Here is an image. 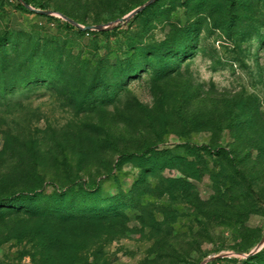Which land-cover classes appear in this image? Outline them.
Wrapping results in <instances>:
<instances>
[{"label":"rangeland","instance_id":"rangeland-1","mask_svg":"<svg viewBox=\"0 0 264 264\" xmlns=\"http://www.w3.org/2000/svg\"><path fill=\"white\" fill-rule=\"evenodd\" d=\"M27 1L0 0V35L50 41L77 74L0 94V197L84 183L137 198L45 263L264 264V0H155L132 17L150 0ZM143 53L165 64L83 101L97 70L107 83ZM148 146L151 163L120 162ZM36 228L0 219V264H41Z\"/></svg>","mask_w":264,"mask_h":264},{"label":"trees","instance_id":"trees-1","mask_svg":"<svg viewBox=\"0 0 264 264\" xmlns=\"http://www.w3.org/2000/svg\"><path fill=\"white\" fill-rule=\"evenodd\" d=\"M23 2L28 5L27 0ZM65 26L71 28L68 23H65ZM78 32L84 33L80 30ZM21 36L0 35V94L12 95L37 85L51 87L52 84L66 82L77 74L75 70L66 69L67 59L58 56V50L53 43ZM166 44L157 45L159 47L156 49L157 53L167 49ZM140 56V61L135 59L117 61L111 66L115 69L114 76L107 83L104 81L106 72L97 70L91 84L85 90L83 101L90 102L94 99V92L99 90L102 92L100 100L108 99L110 90L115 86L122 88L130 78L140 76L141 72L150 70L156 72L160 63L165 64L163 63L165 59L155 53L148 56L143 53ZM152 56H155L156 63L150 60ZM119 67L120 70H117ZM199 150L217 155L223 153L220 149H211L207 146H201ZM157 152L160 151H157L156 147L148 146L137 154H123L119 160L121 162L135 159L136 162L151 163L152 157L160 154ZM175 158L169 156L168 160ZM136 200L133 194L127 198L103 197L99 187L90 188L83 183L65 190H55L49 196L43 195L42 191H31L0 197V219L21 215L36 220L34 239L36 252L40 250L41 264H46L50 258L49 254L54 252H63L65 256L70 252L77 257L80 253L78 246L81 239L92 238L89 231H93L96 226H104L111 218L119 217L123 214L124 208L133 202L136 203ZM74 227H78L79 231L75 232L76 236L72 239L71 230H74ZM52 247L56 248L55 251L51 249ZM261 252L264 253V248ZM75 257L67 258L74 262Z\"/></svg>","mask_w":264,"mask_h":264},{"label":"water","instance_id":"water-1","mask_svg":"<svg viewBox=\"0 0 264 264\" xmlns=\"http://www.w3.org/2000/svg\"><path fill=\"white\" fill-rule=\"evenodd\" d=\"M155 0H150V1H148L145 5H143L142 7H140V8H138V9H136V10H134V11H132L129 15H128V17H132V16H134V15H137L140 11H142L144 8H146V7H148L150 4H152L153 2H154ZM32 11H34V12H37V13H40V14H43V15H51V13L50 12H48V11H39V10H33L32 9ZM60 17L61 18H63L66 22H68L69 24H72V25H75V26H77V27H79L80 29H82V30H90V31H99V30H102V27L101 26H95V27H80L78 24H76L74 21H72L71 19H69V18H67V17H65V16H63V15H60ZM260 246L261 245H259L257 248H256V250H259L260 249Z\"/></svg>","mask_w":264,"mask_h":264}]
</instances>
